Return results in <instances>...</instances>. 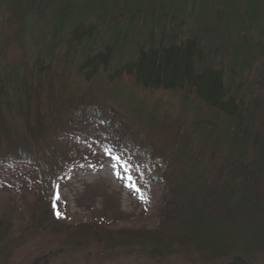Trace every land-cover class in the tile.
I'll return each mask as SVG.
<instances>
[{
	"label": "trees",
	"instance_id": "trees-1",
	"mask_svg": "<svg viewBox=\"0 0 264 264\" xmlns=\"http://www.w3.org/2000/svg\"><path fill=\"white\" fill-rule=\"evenodd\" d=\"M148 10L150 21L142 22ZM0 13L6 19L0 23V56L9 49L19 52L16 62L0 67V170L8 161L25 167L12 173L26 181L31 175V188L45 201L17 235L0 221V264L8 263L12 243L52 234L54 179L61 178L63 166L92 151L90 135L81 150L71 141L58 144L61 135L94 121V115L72 120L73 103L52 100V78L68 68L89 74L84 80L111 70V79L125 74L142 88L193 94L199 110L210 112L194 124L200 141L208 140L219 153L221 144L228 145L221 164L210 167L187 132L185 139L194 146L189 145V154L182 150L184 165L165 180L171 201L162 206L161 227L169 232L148 233L150 242L221 264H247L264 250V240L243 243L237 237L243 230L226 231L219 223L264 219V89L245 75L255 65L264 80V0H0ZM96 13L106 28L89 21ZM58 46L63 54L53 62ZM26 53L33 59L27 75ZM104 112L99 126L110 136L97 138L130 161L123 131L117 129L121 124ZM26 133L40 148L32 147ZM91 233L87 229L81 236ZM41 262L37 257L31 264Z\"/></svg>",
	"mask_w": 264,
	"mask_h": 264
},
{
	"label": "rangeland",
	"instance_id": "rangeland-1",
	"mask_svg": "<svg viewBox=\"0 0 264 264\" xmlns=\"http://www.w3.org/2000/svg\"><path fill=\"white\" fill-rule=\"evenodd\" d=\"M145 14L141 21H150V11ZM121 16L123 20L124 14ZM4 17L0 13V23L5 22ZM88 19L100 24L99 28H106L101 25L98 13ZM31 48L35 49L33 46ZM59 48L53 53V62L63 54L64 49ZM129 55L126 54L123 61H128ZM27 58V62H24L25 75L30 74L29 67L33 61L30 56ZM228 58L226 56V62ZM18 59V50L9 49L8 54L0 56V67ZM256 68L254 65L253 70L245 75L249 77L247 81L256 82V89L263 90L264 80L258 78ZM65 72L59 74L55 71L57 74L52 78L55 97L52 100L60 98L66 102V106L73 103L72 120L78 119L76 116L79 115H94L90 117L94 121L80 123L78 131L67 137L61 135L58 144L65 147L64 141H71L78 144L81 150L86 135H90L92 151L82 159L63 166L60 169L61 178L54 179L52 210L57 223L52 222V234L33 235L30 239L27 237L25 242L12 243L10 259L4 264H31L37 257L42 259L41 264H221L220 261L198 259L197 255H188L177 247L160 249L146 237L155 230L166 234L169 232L168 227H161L164 220L162 206L165 201H171L165 180L173 178L184 165L180 159L182 150L189 154L190 146H194L186 141L187 132L189 137H195L196 147L204 162L209 157L210 167L221 164L228 145L221 144L222 152H213L212 144L208 140L200 141L202 134L194 130L195 122L206 119L210 112L205 107L199 110L193 94L142 88L134 83L132 76L125 74L111 79V70L107 73L100 70L97 76L87 80H84V76L89 77V74L83 76L73 68ZM74 93L78 95L73 96ZM99 104L106 108H99ZM104 111H110L114 121L121 124L117 129L123 131V141L131 153L130 161L97 138L110 136L99 126L98 120L104 116ZM185 127L188 131L184 130ZM26 135L32 142L31 135ZM37 141L40 144L41 140ZM32 147L35 150L40 148L34 144ZM71 147L75 150L73 144ZM18 168L25 167L8 161L5 169L0 170V221L10 228L12 235L28 227L30 216L45 206V201L31 188L33 177L30 175L31 178L26 181L12 173ZM255 220L251 224L238 219L219 223L226 231L243 230L237 236L238 240L254 245L257 244L255 241L264 240V219ZM87 229L92 233L82 238V232ZM253 257L247 264H264V250L256 252Z\"/></svg>",
	"mask_w": 264,
	"mask_h": 264
},
{
	"label": "snow or ice",
	"instance_id": "snow-or-ice-1",
	"mask_svg": "<svg viewBox=\"0 0 264 264\" xmlns=\"http://www.w3.org/2000/svg\"><path fill=\"white\" fill-rule=\"evenodd\" d=\"M58 215H59V213H58Z\"/></svg>",
	"mask_w": 264,
	"mask_h": 264
}]
</instances>
